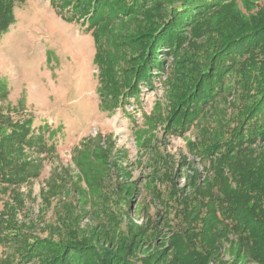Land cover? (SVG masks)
<instances>
[{"label": "rangeland", "instance_id": "374dc122", "mask_svg": "<svg viewBox=\"0 0 264 264\" xmlns=\"http://www.w3.org/2000/svg\"><path fill=\"white\" fill-rule=\"evenodd\" d=\"M59 4L24 0L15 6L13 23L0 34V124L32 118L36 134L40 131L47 141L44 152L26 149L37 175L2 191L0 264H24L16 240L22 236L71 235V241L94 243L96 229L101 235L109 228L120 238L133 239L137 249H145L158 232L162 234L155 244L167 246L169 230L161 216L169 209L167 196L174 185L189 190L197 170L205 176L207 162L194 154L192 143L206 139L209 122L212 129L228 131L237 109L226 90L208 105L201 127L180 133L165 126L158 120L167 112L165 88L183 58L153 42L145 48L152 62L147 68L150 81L138 84V97L122 94L121 103L112 104L101 95L93 30L85 19L71 21L69 11ZM232 5L249 19L264 8V0H235ZM220 10L204 13V23L215 25ZM134 20L133 25L129 20L113 22L103 36L123 39L140 22ZM148 24L146 31L153 25ZM181 27L175 28L181 39L202 42L205 32L198 38ZM148 39L141 37L140 43ZM119 66L128 67L126 62ZM174 172L177 177L170 181ZM51 191L58 193L49 195Z\"/></svg>", "mask_w": 264, "mask_h": 264}, {"label": "trees", "instance_id": "16d2710c", "mask_svg": "<svg viewBox=\"0 0 264 264\" xmlns=\"http://www.w3.org/2000/svg\"><path fill=\"white\" fill-rule=\"evenodd\" d=\"M23 2L0 0V34L13 23L15 6ZM60 2L71 21L85 19L93 30L101 95L112 104H120L122 94L138 97V84L150 81L147 68L152 62L145 48L153 42L167 45L173 55L183 58L182 67L173 68L171 86L165 88L167 112L158 115L165 126L180 133L201 127L208 105L226 90L233 94L237 109L228 131L212 129L209 122L206 139L192 143L194 154L207 162L205 176L197 170L189 190L174 185L167 196L169 209L161 216L170 248L155 244L161 232L153 234L145 249H137L133 239L120 238L109 228L113 235L105 230L99 235L96 229L91 236L94 243L71 241V235L16 237L24 264H264V8L246 19L233 9L235 0ZM211 9H221L222 17L208 26L202 18ZM134 18L140 22L135 28L130 25L123 39L103 36L113 22L129 20L133 25ZM146 23H153L147 31ZM181 23L194 37L205 32L202 42L181 39L175 30ZM144 36L148 41L140 43ZM117 50L121 54L113 55ZM122 62L128 67L119 66ZM39 132L32 118L0 124V198L3 190L37 175L26 149L44 152L47 141ZM176 177L174 172L169 179Z\"/></svg>", "mask_w": 264, "mask_h": 264}]
</instances>
